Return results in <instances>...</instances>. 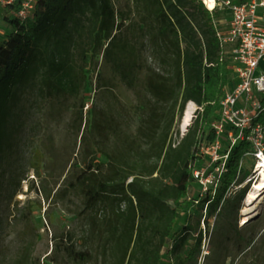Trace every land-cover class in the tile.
Wrapping results in <instances>:
<instances>
[{
  "label": "trees",
  "instance_id": "1",
  "mask_svg": "<svg viewBox=\"0 0 264 264\" xmlns=\"http://www.w3.org/2000/svg\"><path fill=\"white\" fill-rule=\"evenodd\" d=\"M138 4L137 38H113L105 53L114 78L136 93L138 125L129 134L121 115L100 111L94 156L69 189L80 191L86 211L99 209L102 264H164L162 254L172 238L168 264H188L201 251L203 235L196 237L187 223L172 236L180 212L191 206L209 214L225 212L228 194L249 175L241 163L250 147L242 143L233 149L220 186L201 202L191 199L195 171L206 164L201 146L215 140L211 125L233 82L217 37L216 23L222 19L203 0ZM16 11L5 9L3 20L12 32L0 42V160L9 147L10 123L22 92L51 98L80 95L87 70L115 31L119 15L114 0H40L26 19ZM145 50L151 63L144 59ZM103 82L109 90L115 88L114 80ZM189 102L198 106L196 117L174 142L177 117L182 118ZM100 156L106 161L100 162ZM247 193L248 188L239 192V205ZM67 253L85 263L94 250ZM30 258L26 250L13 264H30Z\"/></svg>",
  "mask_w": 264,
  "mask_h": 264
},
{
  "label": "rangeland",
  "instance_id": "2",
  "mask_svg": "<svg viewBox=\"0 0 264 264\" xmlns=\"http://www.w3.org/2000/svg\"><path fill=\"white\" fill-rule=\"evenodd\" d=\"M114 5L119 13L117 27L94 56L83 92L76 97L51 98L24 90L14 108L9 147L0 160V264H13L26 250L31 255L30 264H102L99 209L86 211L80 191L69 186L76 183L94 156L100 111L112 110L118 118L121 115L129 134L139 121L136 93L114 78L105 53L113 38H137L134 25L139 22L141 8L138 0H114ZM218 18L224 30L227 14L219 11ZM1 26L9 25L0 15ZM144 59L152 62L149 51H144ZM103 80H114L115 88L109 90ZM143 80L144 74L140 90ZM183 116L177 117L174 142L179 140V134L182 138ZM98 158L106 161L103 156ZM256 163L253 158L243 161L242 172L249 175L245 183L228 194L231 202L222 214H209L198 206L180 212L172 236L187 223L196 237L203 235L201 251L194 253L188 264H264V197L249 206L256 212L247 224L242 223L247 195L260 175ZM211 167L207 159L200 168L204 171V185L193 187L192 200H204L214 177H220ZM244 188L248 193L239 205L237 196ZM173 240L162 254L164 264L169 262L167 253ZM71 249L94 250V255L79 263L67 255Z\"/></svg>",
  "mask_w": 264,
  "mask_h": 264
},
{
  "label": "built area",
  "instance_id": "3",
  "mask_svg": "<svg viewBox=\"0 0 264 264\" xmlns=\"http://www.w3.org/2000/svg\"><path fill=\"white\" fill-rule=\"evenodd\" d=\"M39 1L0 0V8H16L15 15L26 19ZM203 4L211 13L220 11L230 16L224 20V30L221 21L216 23V31L221 55L232 70V87L225 89L211 125L215 140L201 146L202 156L213 165V172L220 173L212 181L215 189L227 171L231 151L242 143L249 145L245 158L257 162L256 171L264 161V0H214L213 8L207 0ZM203 175V170L195 171L197 184L204 185Z\"/></svg>",
  "mask_w": 264,
  "mask_h": 264
},
{
  "label": "bare ground",
  "instance_id": "4",
  "mask_svg": "<svg viewBox=\"0 0 264 264\" xmlns=\"http://www.w3.org/2000/svg\"><path fill=\"white\" fill-rule=\"evenodd\" d=\"M207 3L210 8L214 7V0H207ZM196 110H197V106L193 102H189L183 120V126H182L183 130L188 129L191 126L195 118ZM257 171L260 172V175L258 180L255 182L254 186L252 187L251 191L247 195L245 202L246 209L243 211V216H244L242 219L243 224H247L245 222L250 221L253 218L252 216L256 212L255 209H249V206H253L256 202L263 199L264 197V161L260 162Z\"/></svg>",
  "mask_w": 264,
  "mask_h": 264
},
{
  "label": "crops",
  "instance_id": "5",
  "mask_svg": "<svg viewBox=\"0 0 264 264\" xmlns=\"http://www.w3.org/2000/svg\"><path fill=\"white\" fill-rule=\"evenodd\" d=\"M0 15L3 18L5 9L0 8ZM8 25V24H7ZM12 32V28L10 26H1L0 27V42L4 40V38Z\"/></svg>",
  "mask_w": 264,
  "mask_h": 264
},
{
  "label": "water",
  "instance_id": "6",
  "mask_svg": "<svg viewBox=\"0 0 264 264\" xmlns=\"http://www.w3.org/2000/svg\"><path fill=\"white\" fill-rule=\"evenodd\" d=\"M187 105H188V104H187ZM186 110H187V106H186V109H185V111H184L183 120H184V117H185ZM183 120H182V125H181V129H182V137L185 136L186 132L188 131V129L183 130V128H182V126H183Z\"/></svg>",
  "mask_w": 264,
  "mask_h": 264
}]
</instances>
